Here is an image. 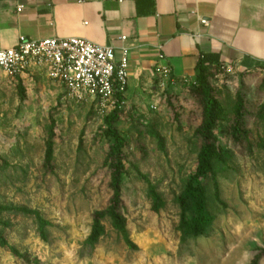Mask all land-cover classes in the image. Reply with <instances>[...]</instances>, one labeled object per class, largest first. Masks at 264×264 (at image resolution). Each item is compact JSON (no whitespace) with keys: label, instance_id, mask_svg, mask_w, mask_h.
I'll use <instances>...</instances> for the list:
<instances>
[{"label":"rangeland","instance_id":"1","mask_svg":"<svg viewBox=\"0 0 264 264\" xmlns=\"http://www.w3.org/2000/svg\"><path fill=\"white\" fill-rule=\"evenodd\" d=\"M197 76L201 83L175 79L165 89L152 82L117 112L113 126L124 154L117 212L132 250L109 218L98 243H87L93 215L113 197L105 126L112 113L76 102L43 71L11 79L0 70V207L9 209L0 212L7 243L0 245V264H253L264 251V68L220 63ZM206 93L215 103L219 155L213 174L199 180L209 221L192 237L180 230L179 201L185 199V219L193 225ZM21 208L49 226L40 229Z\"/></svg>","mask_w":264,"mask_h":264},{"label":"crops","instance_id":"2","mask_svg":"<svg viewBox=\"0 0 264 264\" xmlns=\"http://www.w3.org/2000/svg\"><path fill=\"white\" fill-rule=\"evenodd\" d=\"M21 36L85 39L116 57L126 48L127 103L152 88L156 67L181 81L195 79L204 56L264 68V0H0V50Z\"/></svg>","mask_w":264,"mask_h":264},{"label":"built area","instance_id":"3","mask_svg":"<svg viewBox=\"0 0 264 264\" xmlns=\"http://www.w3.org/2000/svg\"><path fill=\"white\" fill-rule=\"evenodd\" d=\"M120 40L125 41V37ZM128 55L126 48L116 57L111 47L80 38L36 41L21 36L14 47L0 50V70L11 79L43 71L47 79L63 87L76 102L89 103L100 113L109 114L127 104ZM152 81L157 88L165 89L174 85L175 78L170 69L156 67ZM151 108L156 110V105Z\"/></svg>","mask_w":264,"mask_h":264},{"label":"trees","instance_id":"4","mask_svg":"<svg viewBox=\"0 0 264 264\" xmlns=\"http://www.w3.org/2000/svg\"><path fill=\"white\" fill-rule=\"evenodd\" d=\"M217 64H220L219 60L215 57L211 56H204L202 57L196 67V73L200 70L205 69L206 67L215 66ZM196 81H199L201 83V76H195ZM215 103L212 99V96L210 93H206L204 96V124L200 129V138H201V146L200 151L197 158V168L194 175V185L197 189V192H192V196L196 198L195 204H196V220L193 225H189L188 222L185 219V211H186V201L184 198H181L179 201L180 205V230L188 235H191L192 237H197L202 235L203 230L205 226L208 224V218L205 215V197H203V190H201V184L199 183V180L201 179H207L208 176L212 175L214 172V163L215 159H218V152H216L215 147V139L213 136V128L215 125ZM119 110H115L114 112H111L112 115L108 117L105 121L106 126V134L108 135L110 141L112 142V149H111V160H112V190H113V197L111 198L109 202V206L105 211L97 212L93 215L92 218V226L89 238L87 240V243L91 246H94L98 243V240L100 237L103 236L104 230L102 221L105 218H109L111 221L112 228L122 237L125 245L127 248L135 250V246L131 243L127 236L126 232V222L121 217V215L117 212V208L119 205V188H120V182L124 173V165H123V140L122 138L117 134L116 130L114 129V122L116 120L117 112ZM243 121H238L236 123L237 131L240 137H243L244 132L241 133V127H242ZM51 158V152L48 148L46 152V161L49 163ZM154 198V209H159V199L156 195L153 194ZM8 208L0 207V212L8 211ZM17 212L21 213L24 216H29L35 219V221L40 226V229H43L44 227L49 226V224L42 219V217L36 212L27 210L24 208L17 209ZM0 245L1 246H7L6 241L0 237ZM10 252L17 257L18 259H21L24 263H29V256L27 254H20L17 252L14 248H9ZM264 258V251L260 252L258 255L254 257L253 264H257L259 259Z\"/></svg>","mask_w":264,"mask_h":264}]
</instances>
